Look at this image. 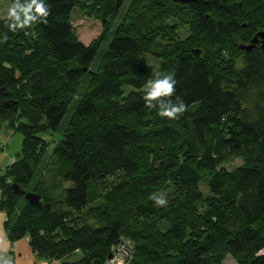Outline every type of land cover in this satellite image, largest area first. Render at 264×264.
I'll list each match as a JSON object with an SVG mask.
<instances>
[{
  "label": "trees",
  "instance_id": "trees-1",
  "mask_svg": "<svg viewBox=\"0 0 264 264\" xmlns=\"http://www.w3.org/2000/svg\"><path fill=\"white\" fill-rule=\"evenodd\" d=\"M143 1L156 13L167 1L172 15L187 16L180 23L190 35L160 69L175 73L172 99L188 105L178 119L160 117L143 100L153 76L142 42L152 39L111 32L104 19L125 0H95L101 8L93 3L89 12L104 31L87 44L70 22L79 0H44L47 23L15 32L0 18V122L22 136L16 161L0 173L8 237H28L45 260L70 255L76 264H104L122 237L133 244L130 264H220L224 253L264 264V48L242 50L241 58L228 52L232 36L245 45L264 29V0ZM66 115L52 155L57 177L70 185L54 200L34 183V171L43 135ZM235 158L243 163L225 171ZM108 176L117 183L102 191ZM13 184L40 195L42 205L29 204ZM160 190L172 191L163 207L150 199Z\"/></svg>",
  "mask_w": 264,
  "mask_h": 264
},
{
  "label": "rangeland",
  "instance_id": "rangeland-1",
  "mask_svg": "<svg viewBox=\"0 0 264 264\" xmlns=\"http://www.w3.org/2000/svg\"><path fill=\"white\" fill-rule=\"evenodd\" d=\"M93 3L95 6L93 5ZM254 3L255 1L253 2V4H250L251 9L255 8ZM164 4V7H166L165 13H163V11L161 10H158L161 12L156 13L154 4L150 2H145L143 0H125L116 14H108L104 18L107 20V23L109 22L108 24L111 29L109 30L111 32H115L116 29L119 28L121 29L120 32L125 31L128 34H136V36L139 38L146 37L152 39V42L149 43L143 44L142 42V51L145 53V57L148 61L149 66L151 67L153 79L155 78V72L164 74L163 71L160 70L161 62L163 61L164 56L167 55L169 51H172L175 48V45H177L180 41L186 39L190 35L189 24L186 22L180 23L182 19L185 20V18L187 17L183 14L184 12L176 11V13L172 15L173 12L171 11V3L165 1ZM10 6L11 2L9 0H0L1 19L7 18L8 8ZM91 6H94L95 9L101 8L100 5L95 2V0H79L77 6L71 13L70 19L75 34L77 35L78 39L85 44L98 39L102 35L101 33L104 31V22L100 19V17L89 12V8H91ZM254 13L259 14V11H254ZM262 13H264V11H261V14ZM166 16L170 17L166 18ZM169 30L172 31L168 33ZM260 30L264 29H259L257 31ZM107 35H110L111 37L113 34L109 33ZM231 38V40L228 39L230 48L232 46V49H228L229 58H241L243 51L240 48V38L236 36H232ZM205 41L207 42V45L210 46V42L207 40ZM185 42L187 46H190L191 41L186 40ZM198 43V41H195L191 45L192 48H197L198 46H195L194 44ZM102 47L104 49L107 47V45L103 44ZM100 57H98L97 59L99 60ZM92 72L93 70L90 69L89 73ZM129 90L130 87H123V92L125 94ZM77 95H75L74 98H77ZM67 119L68 116L66 115L60 128H58L56 131H49L43 135L44 138L48 140V142H46L47 146L42 155V160L40 161V164L35 167L34 171V183L40 185L43 184L42 186L45 188L48 197H51L54 200L61 199L64 193L63 189L70 185V183L63 182L57 177L54 158L52 155L54 143L64 135L68 122ZM21 140V134L16 131L14 132L5 122H0V172L3 173L4 167L9 166L16 161L15 155L21 148ZM2 146L4 147L3 150L1 149ZM242 163V159L235 158L229 163L224 164L223 168L225 171H230L233 168L241 165ZM117 180L118 177L116 176H108L105 181L99 182V184L102 186V191H105L112 187L111 183H117ZM200 187L204 193H207V186L205 182H202ZM137 191L138 193H140V190ZM168 192L171 193L172 191H153V194H164V196L167 197ZM113 249L114 252H117L119 254V264H130L133 250V244L130 240L124 239L123 237L120 238V241L116 245L112 246L111 251ZM122 249H126L127 253L122 252ZM77 253L78 252H76L75 254ZM69 256L70 255H65L64 258ZM221 257L222 259L220 264H241L235 258V256L230 253H224ZM108 259L110 258L108 257Z\"/></svg>",
  "mask_w": 264,
  "mask_h": 264
},
{
  "label": "clouds",
  "instance_id": "clouds-1",
  "mask_svg": "<svg viewBox=\"0 0 264 264\" xmlns=\"http://www.w3.org/2000/svg\"><path fill=\"white\" fill-rule=\"evenodd\" d=\"M48 15L49 8L44 0H23V2L13 0L8 8L7 26L13 32L31 28L36 23H47ZM28 34L26 31L25 35ZM174 76V72L167 74L155 72V78L148 80L143 88L145 106L150 110L157 109V115L162 118L178 119L188 108L182 99L177 98L175 101L172 99L176 94L177 84ZM150 199L157 207H163L168 202L164 194H153Z\"/></svg>",
  "mask_w": 264,
  "mask_h": 264
},
{
  "label": "crops",
  "instance_id": "crops-1",
  "mask_svg": "<svg viewBox=\"0 0 264 264\" xmlns=\"http://www.w3.org/2000/svg\"><path fill=\"white\" fill-rule=\"evenodd\" d=\"M2 146V150H3ZM5 215L0 210V264H44V259L37 256L25 238L11 241L4 227ZM49 264H76L74 258L66 257L51 260Z\"/></svg>",
  "mask_w": 264,
  "mask_h": 264
},
{
  "label": "water",
  "instance_id": "water-1",
  "mask_svg": "<svg viewBox=\"0 0 264 264\" xmlns=\"http://www.w3.org/2000/svg\"><path fill=\"white\" fill-rule=\"evenodd\" d=\"M173 1L187 3V2L195 1V0H173ZM258 37H260V40ZM258 41L261 42V47L264 48V31H259V32L255 33V35L251 39V43L249 45H244V44L240 45V48L249 50ZM12 188L16 194H20V195L24 196V198L28 201L29 204L34 205V206H41L42 205L40 195H38L34 192H31V191H26L25 189L20 188L16 184H13ZM46 205L47 204H44V206H46ZM108 257L111 258V254H109Z\"/></svg>",
  "mask_w": 264,
  "mask_h": 264
},
{
  "label": "built area",
  "instance_id": "built-area-1",
  "mask_svg": "<svg viewBox=\"0 0 264 264\" xmlns=\"http://www.w3.org/2000/svg\"><path fill=\"white\" fill-rule=\"evenodd\" d=\"M1 173V172H0ZM26 240H28V237L25 238ZM124 248V247H122ZM122 252L127 253L126 249H122ZM112 258L108 259L104 264H119V257H118V253L114 252V249L112 250ZM50 261L49 260H44V264H49Z\"/></svg>",
  "mask_w": 264,
  "mask_h": 264
},
{
  "label": "flooded vegetation",
  "instance_id": "flooded-vegetation-1",
  "mask_svg": "<svg viewBox=\"0 0 264 264\" xmlns=\"http://www.w3.org/2000/svg\"><path fill=\"white\" fill-rule=\"evenodd\" d=\"M254 35H255V34H254ZM254 35H253V36H254ZM258 38H259V40H260V37H258ZM250 43H251V40H250L249 42H247L245 45H249ZM240 45H241V44H240ZM257 46H258V47H261V42H260V41L256 42L255 45H254L253 47H257ZM253 47H252V48H253ZM241 49H242V48H241ZM242 50H246V49H242ZM249 50H251V49H249Z\"/></svg>",
  "mask_w": 264,
  "mask_h": 264
}]
</instances>
